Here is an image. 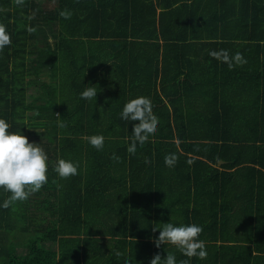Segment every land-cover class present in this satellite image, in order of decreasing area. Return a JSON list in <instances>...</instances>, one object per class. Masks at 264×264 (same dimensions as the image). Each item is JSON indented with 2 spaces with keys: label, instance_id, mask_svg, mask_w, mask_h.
Masks as SVG:
<instances>
[{
  "label": "trees",
  "instance_id": "1",
  "mask_svg": "<svg viewBox=\"0 0 264 264\" xmlns=\"http://www.w3.org/2000/svg\"><path fill=\"white\" fill-rule=\"evenodd\" d=\"M0 24V118L48 156L26 201L4 208L0 188V264H180L154 243L168 222L203 227L207 258L189 264H264V0H0ZM139 96L158 130L132 155L120 114ZM61 158L78 175L61 179Z\"/></svg>",
  "mask_w": 264,
  "mask_h": 264
},
{
  "label": "clouds",
  "instance_id": "2",
  "mask_svg": "<svg viewBox=\"0 0 264 264\" xmlns=\"http://www.w3.org/2000/svg\"><path fill=\"white\" fill-rule=\"evenodd\" d=\"M16 5H23L24 0H14ZM60 15L65 19L71 18V12L62 10ZM33 17H29L32 19ZM36 29L29 26L27 31L34 32ZM11 44L10 34L6 31V26L0 24V51ZM215 59L227 62L231 70L235 65L245 63L243 55L239 52L234 57H230L227 50L209 52ZM235 61V65L233 63ZM97 90L94 86H86L81 93V98L93 100L97 98ZM59 116L60 114L57 113ZM121 118L137 122L133 127L131 144L127 151L134 155L137 143L145 144L150 136H154L158 130V118L153 113L152 101L145 96L128 101L121 112ZM58 127H66L61 120ZM10 124L0 118V188L11 195L3 202V207L8 208L18 201H26L32 194L38 192L48 182V156L45 150L37 143L29 142V138L18 132H10ZM89 144L96 150H103L104 137L93 135L88 137ZM119 159L118 157H114ZM178 160L175 153L165 156L164 162L168 167H173ZM146 163H149L146 158ZM191 163V161H189ZM78 164L59 159L55 171L61 179H68L78 175ZM159 230V236L154 243L157 248L162 245H172L177 248L189 260L193 257L201 260L207 258L206 245L200 239L203 227L195 223L176 226L171 222L165 223L162 228L153 227L152 231ZM119 255V253H117ZM189 260L181 261L180 264H189ZM150 264H177L175 255L168 252L166 256L155 254L150 260Z\"/></svg>",
  "mask_w": 264,
  "mask_h": 264
},
{
  "label": "rangeland",
  "instance_id": "3",
  "mask_svg": "<svg viewBox=\"0 0 264 264\" xmlns=\"http://www.w3.org/2000/svg\"><path fill=\"white\" fill-rule=\"evenodd\" d=\"M40 41V40H39ZM40 42H42V41H40ZM21 241H25L26 240V238L24 239V237L22 236L21 238ZM23 239V240H22ZM21 241H19V242H21ZM54 245V243L52 242V241H48V242H46L45 243V246L46 247H51V246H53ZM18 248L19 249H17V251L19 252H23L24 251V248H25V245L24 246H20V244H18Z\"/></svg>",
  "mask_w": 264,
  "mask_h": 264
}]
</instances>
